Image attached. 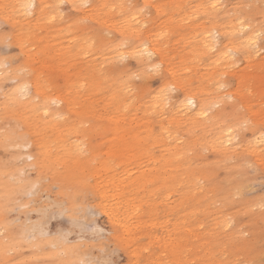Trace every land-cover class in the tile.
Listing matches in <instances>:
<instances>
[{
  "label": "rangeland",
  "instance_id": "374dc122",
  "mask_svg": "<svg viewBox=\"0 0 264 264\" xmlns=\"http://www.w3.org/2000/svg\"><path fill=\"white\" fill-rule=\"evenodd\" d=\"M19 1L0 0V200L4 190L10 194L0 215V248L6 249L0 264H57L67 248L81 258L73 264H264V212L255 207L264 198V157L246 144L261 126L264 49L252 59L242 49L227 69L215 67L216 50L202 44L206 32L218 30L220 45L229 41L236 49L241 41L226 33L238 19L260 30L264 0H90L87 11L65 0L63 18L57 14L52 23L45 21L56 9L44 6L58 1L36 0L28 19L17 18L13 2ZM121 3L134 6L131 15L152 5L137 17L146 27L125 32L134 45L154 46L150 59L120 61L114 49L124 37L115 30L112 48L100 46L105 30L132 23L131 15L113 9ZM86 36L98 41L87 56ZM157 64L162 71H153ZM41 75L47 88L37 86ZM222 78L229 94L243 95L245 107L254 108L248 113L254 127L239 132L234 151L214 147L231 118L228 104L211 109L205 124L201 118L170 124L153 111L164 96L174 105L190 93L203 106L217 100ZM38 92L41 103L60 101L47 121L34 111ZM17 125L24 130L19 140L5 145L2 133ZM169 133L179 137L173 150ZM80 142L89 153L83 159L74 155ZM40 145L63 171L38 169L28 159ZM23 224L41 226L51 242L28 245Z\"/></svg>",
  "mask_w": 264,
  "mask_h": 264
},
{
  "label": "snow or ice",
  "instance_id": "6c2138e0",
  "mask_svg": "<svg viewBox=\"0 0 264 264\" xmlns=\"http://www.w3.org/2000/svg\"><path fill=\"white\" fill-rule=\"evenodd\" d=\"M65 3V0H59V3L56 5H45L44 7L47 8H55L56 12L50 15L47 20L45 21L46 23H52L57 19V14L59 15L60 18H63L64 13L60 11V9L63 7ZM220 5L217 3H213L210 5L211 9L213 12L219 7ZM25 10L26 15H31L32 14V9L35 7V5L32 3V0H25V3L22 4L21 6ZM73 9H87L90 7L89 4H87L86 0H84L83 3L81 4H75L73 3L71 5ZM116 7H119L121 9V15L122 16H127L131 15L132 10L134 6L132 4H124L121 3L119 5H113V9ZM152 5L150 4H145L143 7L139 8L138 12L135 15H131V24H120L117 26L110 27L109 29L105 30L102 33V36L100 37V46L104 48H112V43H113V31H117L120 33L121 37H124L123 39H120L119 44L116 46L114 49L116 52L119 53V60L123 61L129 58L131 56L132 58H138L142 57L144 55H148L151 57L153 53L147 51V45L143 44V46L139 45H134L132 43V37L131 36H125V32L131 30L133 34H135L136 29H140L142 27H146V25H141L139 19L137 18L138 16L143 15L146 13ZM242 7V6H238ZM250 7V6H249ZM5 11L7 10L8 6H4ZM127 9V11H124ZM207 15V13H206ZM80 23H87V20H81L79 21ZM211 22V21H209ZM237 25L238 27H233L230 32H227L226 34L229 36H232L236 40H240L241 43L239 46L234 50L232 48L228 49V51L225 53V56H227L229 59H234L235 55L237 52L243 50H246L245 54L250 55L251 52H259L258 45L264 46V24L260 26V30L257 31L255 28L251 26V24L244 20V19H238L237 20ZM252 33L249 35L248 33ZM161 35H165V33H161ZM209 36L213 38V48L208 49L209 51L214 50L215 47V38L219 36L218 31L210 32L208 33ZM246 37V39H245ZM11 40V37H8V41ZM97 38L94 37H85L82 41V54L87 56L91 54L93 50L97 49ZM5 46H10L9 43H6ZM205 48H208V45L205 44ZM127 53V55H125ZM103 65H101V69H103ZM162 65L157 64L154 66L153 71L160 72L162 71ZM223 76V74H222ZM135 79L139 80L140 77L136 76ZM43 80V76L41 75L38 78V88H47L48 83L45 81L44 83H40V81ZM217 96L218 99L211 105L208 106L207 109H202L200 115L207 118L209 116V112L211 109L216 108L219 109L222 107L224 104H228L231 106L232 113H231V118L227 124H225V127L227 128V132L224 133L226 136V140L220 139L218 141V146L220 149L225 150L227 153L228 151H234L236 148L239 147L238 143V138H239V132L241 131H248L250 128H253V123H252V117L248 115L250 111H254L253 107H245V99L243 95H236V94H229V84L227 81L223 80V78L218 81L217 83ZM262 88H264V83L261 85ZM173 91L175 90L174 87L172 89ZM164 90H162L163 92ZM224 92L225 95L220 96L219 93ZM247 94L250 96L251 91L248 90ZM21 98H27L26 93L23 92L21 93ZM262 99H264V96H262ZM42 97L40 93L38 92L37 95L35 96L33 103L36 105L34 111L36 114L40 117L41 120L47 121L50 116L53 115V113L50 111L51 108L53 107H59L60 101L57 99L53 98L51 100L44 98L43 103H41ZM163 101L165 106H167V97H163ZM187 104L189 106H193L194 102L191 98L187 100ZM159 108V105H155L153 107V111H157ZM42 113V115H41ZM259 119L261 121V126L259 128L260 135L255 138L256 145L259 147L260 155L264 157V104L261 105L259 109ZM57 119L64 120L66 117L64 116H57ZM83 127H86V125H82ZM23 127L20 125H17L15 128H6L4 132L2 133L4 137V143H13L17 140H19V136L17 135L18 133H23ZM223 131V129H221ZM25 142H27V138L25 137ZM255 146L250 145L249 147L254 151ZM75 157L78 159H83L84 157L88 156V149H87V144L84 142H80L77 145L76 152L74 153ZM29 160H36L38 161V169H47L48 171H53V169H56L57 171H63L64 170V165L60 164L59 162L56 163H51L50 162V157H48L45 153L44 146L40 145V152L38 155L35 157L29 156ZM240 197V190L238 189L236 192V195L234 198H239ZM261 210V212H264V198L260 200V202L255 206ZM255 208L252 209L254 211ZM229 227L231 226V218L228 219L227 221ZM202 228H204V225H201ZM244 236L247 235V233H243ZM52 247L55 249L57 245L53 244ZM10 254V253H7ZM80 264H112L111 261H80Z\"/></svg>",
  "mask_w": 264,
  "mask_h": 264
},
{
  "label": "bare ground",
  "instance_id": "6f19581e",
  "mask_svg": "<svg viewBox=\"0 0 264 264\" xmlns=\"http://www.w3.org/2000/svg\"><path fill=\"white\" fill-rule=\"evenodd\" d=\"M55 1L59 2V0H55ZM144 1H147V0H144ZM83 2H84V0H74L71 3L81 4ZM86 2H87V4H89L90 0H86ZM23 3H25V0H21L19 2H13V5H15L14 11L17 14V18L28 19L31 15L36 13V11H37V2H36V0H32V3L35 5V7L32 9V14L31 15H26L25 14V10L21 7ZM89 9L90 8H87L85 10L87 11ZM31 19H33V18H31ZM144 23L145 22L142 21L141 25L144 24ZM236 27H238V25H236ZM214 31H218V30H214ZM248 34L251 35L250 32ZM221 37H222V33L219 32V36H217L215 38V47H214V50H216V65H215V67H217L218 65H222L224 68L230 69L235 64V60L234 59H229L227 56H225V53L228 51V49L233 47L232 46V42L226 41V42H224V43H222L220 45ZM245 39H246V37H245ZM143 43L146 44L145 42H143ZM202 44L204 46V49L213 48V38L208 35V32H206L202 36ZM205 44L208 45V48H205ZM139 46L142 47L143 44L141 43ZM258 46H259L258 47L259 48V52H261L260 50L264 49V46H261V45H258ZM153 47L154 46L147 45V51L153 53V55H154L155 53H157V50L155 48H153ZM232 49H234V48H232ZM259 52H255V51L251 52L250 55H247V59H252V58L257 57ZM144 56H145V58L150 59V57L148 55H144ZM28 90H29L28 86H24L23 87V92L26 93V95H28ZM221 94L222 93L220 92L219 95H221ZM189 98H191L193 100V102H194L193 106H189L187 104V100ZM215 101L216 100L211 101V102H209L207 104H204V106H203L199 102L197 97L190 93V94H186L184 96V98L182 99L181 103H179L177 105H174L171 102L170 98L167 97V106H165L163 100L161 102H158V99H156L154 101L153 107L155 105H159L158 110L155 111V112H157L158 116H160L161 118L168 117V123H170V124L175 122V121H178V120H180L181 122L189 121V120H191L192 122H196L200 118L203 119L204 124H205V121H207L208 118H205V117L200 115L201 110L202 109H207L208 106L213 104ZM12 128H15V127H12ZM222 129H223L224 132H218L216 134V140H215V143H214V147L217 148L218 150H221L219 148V146H218V141L220 139L226 140V136L224 135V133L227 132V128L224 127ZM17 135L19 136V135H21V133H18ZM259 135H260V131H259V128H257L251 133L252 137L249 140L246 141V144L250 143V145L255 146L256 145L255 138L258 137ZM168 136L171 137L172 133H169ZM172 139H173V141H172V150H173L176 147V145H177L176 140H178L179 137L172 136ZM238 143H239V141H238ZM10 144L11 143H8V144H5V145H10ZM253 152L260 153L259 147L255 146V150ZM20 187L21 186L18 185V189ZM3 190H4V188H3ZM16 190H17L16 186L14 184H12L10 186V191L11 192H15ZM4 192H5V197L4 198L1 197V200H0V215H2V210L8 204V201H9V198H10V194L6 190H4ZM20 233H21L22 237L26 240V243L28 245H30V246L32 245V246H36V247H41V246H44V245L46 246L48 243L51 242V241H49V239L44 238L45 230H43V228L41 226L23 224L21 226V232ZM12 239L14 241H19L20 238H18L17 236H15L13 234L12 235ZM72 247H74V246H72ZM5 250L6 249L0 248V255H3ZM66 255H68V257L64 258L62 262H60L58 260L57 264H73L76 261L81 260L79 254L77 252L73 251L72 248H67Z\"/></svg>",
  "mask_w": 264,
  "mask_h": 264
}]
</instances>
